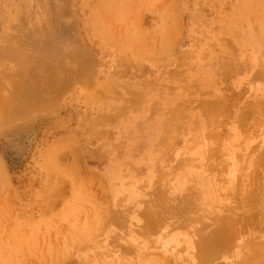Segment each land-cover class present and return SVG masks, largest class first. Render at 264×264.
I'll list each match as a JSON object with an SVG mask.
<instances>
[{
    "label": "rangeland",
    "instance_id": "374dc122",
    "mask_svg": "<svg viewBox=\"0 0 264 264\" xmlns=\"http://www.w3.org/2000/svg\"><path fill=\"white\" fill-rule=\"evenodd\" d=\"M0 264H264V0H0Z\"/></svg>",
    "mask_w": 264,
    "mask_h": 264
}]
</instances>
